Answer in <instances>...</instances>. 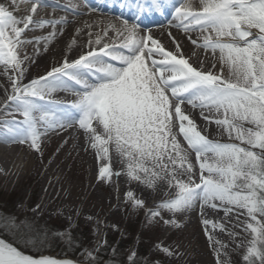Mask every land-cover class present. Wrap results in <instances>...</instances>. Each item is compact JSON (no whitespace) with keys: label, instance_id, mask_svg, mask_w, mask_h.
<instances>
[{"label":"snow or ice","instance_id":"snow-or-ice-1","mask_svg":"<svg viewBox=\"0 0 264 264\" xmlns=\"http://www.w3.org/2000/svg\"><path fill=\"white\" fill-rule=\"evenodd\" d=\"M85 3L89 10H98L88 0ZM49 6L74 12L67 5L44 0L0 4V65L10 73L11 83L7 101L23 117L20 122H9L16 126L8 129L10 135H0V140L30 141V147L39 152L41 135L78 128L99 162V180H108L110 174L124 175L129 182L153 191L158 182L174 190L169 199L147 210L150 222L179 227L180 221L174 217L199 206L216 264H228L221 259V249L227 245L208 232L210 224L226 231L224 225L203 217L209 209L223 211L226 217L235 214L234 227L245 234V243L237 245L244 249V264H264V0H199L197 7L191 0H136L138 13L131 24L122 18L119 27L108 25L123 37L119 46L105 43L72 61L65 57L46 75L24 83L23 64L32 62L27 53L21 55L23 46L32 42L25 39L26 34L45 26L55 30L58 23L68 22L36 19L40 9ZM166 9L184 33H201L202 43L200 37L187 38L193 45L211 50L218 70L216 63L204 70L202 61L200 67H194L178 43L175 52L168 51L150 32L139 33L143 13L166 16ZM18 11L24 14L18 17ZM55 35V31L50 33V37ZM100 43L98 34L95 44ZM57 91L76 97L72 110L50 99ZM185 105L200 109L201 116L214 122L219 135H226L228 141L202 134L186 114ZM205 111L210 115L204 116ZM113 147L122 164L120 172L111 168ZM125 196L135 207L145 206L134 191ZM4 231L29 242L39 239L30 231L24 233L11 217H0V232ZM158 247L173 255L169 248ZM87 258L90 264L97 259L92 253ZM136 258L132 251L128 264H136ZM0 264L73 262L33 256L0 236Z\"/></svg>","mask_w":264,"mask_h":264},{"label":"rangeland","instance_id":"rangeland-1","mask_svg":"<svg viewBox=\"0 0 264 264\" xmlns=\"http://www.w3.org/2000/svg\"><path fill=\"white\" fill-rule=\"evenodd\" d=\"M71 133L74 132L71 130ZM210 135L212 140L228 141V137L220 136L219 131ZM39 143L41 146L39 152L33 150L30 144L27 148L34 176H27L18 182L9 179L0 180V217L14 218L24 233L40 230L39 225H45L50 230L47 232L50 235L55 233L58 239L49 238L44 234L43 240L48 244L46 247L56 250L46 251L40 255L73 256L70 253L62 255L61 252L80 247L78 238L75 241L73 237V233L77 231L78 237L86 242L85 249L77 258L89 264L87 253H92L96 260H99V254H103L104 246L116 234L118 237L124 236L126 243L129 244L127 259L132 244L135 242L133 251L137 252L138 244L141 242L142 250L146 253L145 259L150 264H216L214 247L209 244L200 214H178L179 227L150 222L151 218L146 212L157 204L145 203L144 207L137 208L132 201L126 200L125 193L118 189L117 183L115 187L110 178L99 180L98 172L84 164L81 153L76 152L80 150L83 153L82 146H76V142L69 144L65 138L49 139L48 133L40 137ZM48 166L50 173L47 174L45 181L52 184L49 191L56 194L54 200L46 207L39 208L37 206L43 202L45 194L50 192L37 186L39 183L40 186L42 185L41 179L35 185L38 180L35 171L40 169L43 172ZM58 192H62L61 199L57 196ZM64 202L79 205V209H65ZM203 218L223 224L226 229L221 231L219 228L213 229L211 224L208 226V232L227 245L226 248L221 249V259L228 264H244L242 260L244 249L238 248L237 245L245 243V234L239 227H234L235 214L226 217L222 211L209 216L204 213ZM229 233H237V235L233 236ZM0 236L22 250L28 244L34 246L38 243L29 242L8 231L0 232ZM161 245L169 248L173 255L168 256L161 251L158 247ZM215 247L218 248L219 245Z\"/></svg>","mask_w":264,"mask_h":264},{"label":"bare ground","instance_id":"bare-ground-1","mask_svg":"<svg viewBox=\"0 0 264 264\" xmlns=\"http://www.w3.org/2000/svg\"><path fill=\"white\" fill-rule=\"evenodd\" d=\"M47 4L57 3L60 5H67L73 11H63L59 8H53L51 6L41 8L39 15L36 19L42 20H67V23L57 24L55 30L51 27L45 26L43 28H35L26 34L25 39L32 41L23 46L21 55L27 53L32 58V62H24L25 74L24 83L29 80L38 78L46 75V73L53 67L59 66L63 62L65 57L72 61L79 57L83 52L91 50L95 47L97 50L102 47L105 43L110 46H119L123 40L122 36H118L116 32L108 28L109 24H115L117 27L120 26L122 18L128 19L131 24L134 17L138 13V9L134 7L136 0H88V3L95 6L98 10L91 11L86 6L85 0H44ZM194 7L199 5V0H191ZM0 4L8 6L9 0H0ZM25 5H21L23 9ZM166 16H161L157 12V16L154 19L147 18L145 15L148 14L146 11L141 15V27L139 33L144 35L149 33L152 37L161 43V45L168 51H176L177 43L180 46V50L185 58L189 60V63L194 67H200L201 61L203 62L204 70H209L213 63L217 64L219 69V63L215 56H213L211 50H205L196 45H193L187 38L190 35L193 39L200 37V43H202V36L199 31L186 34L181 28L175 26V20H172L171 10L166 9ZM74 13H81L80 15ZM18 17L23 15V11L15 13ZM149 19V20H145ZM169 20L172 21L171 25ZM91 26V27H89ZM108 28V34L104 35V29ZM55 31L56 35L50 37V33ZM101 37V43L95 44L97 35ZM91 40L92 43L89 41ZM218 55V53H217ZM107 59V58H106ZM215 71V70H214ZM10 73H6L4 66L0 65V135H10L8 129L15 128V123H9L11 121L20 122L23 117L18 113L13 112L11 102L7 101V95L11 92V83L9 80ZM73 83V82H69ZM79 87V86H77ZM51 100L56 101L58 104L68 107L70 110L71 103L76 97L66 91H57L52 94ZM186 114L194 120L198 129L202 131L211 139V133L218 132L217 125L212 122L206 121L200 114V109H191L190 106H182ZM74 111V110H73ZM210 115L207 111L204 112V116ZM206 129V131H205ZM71 130L74 133H71ZM49 139L60 140L65 138L69 144L76 142V146H82L84 152L76 150L77 153H81V160L84 164L89 165L93 171L98 172L99 162L97 161L94 150H92L87 144L85 137L81 130L78 128L69 127L63 131L50 130L47 132ZM46 133V134H47ZM45 135V134H44ZM44 135H41L44 136ZM213 137V136H212ZM30 141L20 144L18 142L6 143L0 140V180H10L12 182H18L24 178L34 176L33 166L30 163L27 155V148ZM187 147L186 143L184 145ZM87 149V150H86ZM110 155L112 156L111 168L113 172H120L122 164L120 163V157L115 153L114 147L110 148ZM194 159V153L192 154ZM50 173V167L48 166L45 171L37 169L35 171V177L38 180L35 185L38 184L40 179L42 185L39 188L42 190L49 189L52 186L51 183L45 181L47 174ZM110 179L113 181L114 186L116 183L118 189L123 190L126 194L127 191L132 190L135 192L136 197L145 201L146 204L153 205L159 204L162 201L169 199L174 190H169L165 182H158L156 190L153 191L146 188L144 185L138 184L137 182H129L124 175H112ZM56 192H50L45 194V199L39 205V208H44L46 205L54 200ZM58 198H62V192L57 193ZM106 202V201H105ZM65 209L75 210L79 209V205L63 203ZM221 211L209 209L205 212L206 215H215ZM223 212V211H222ZM194 214H200L199 206L191 212ZM224 213V212H223ZM225 215V214H224ZM175 219V217H174ZM177 219V217H176ZM135 247V242L130 248V253ZM51 257H55L52 255ZM71 259V258H69ZM68 259V260H69ZM70 261V260H69ZM77 262L73 261V264Z\"/></svg>","mask_w":264,"mask_h":264},{"label":"trees","instance_id":"trees-1","mask_svg":"<svg viewBox=\"0 0 264 264\" xmlns=\"http://www.w3.org/2000/svg\"><path fill=\"white\" fill-rule=\"evenodd\" d=\"M39 227H40V230H36L35 232H32L39 238L38 241L34 240V242H38L36 243L37 245L32 246L28 244V246L23 247V250L28 253L34 254V255L42 254L46 251L56 250L50 247H46L48 246V244L46 243V240H43V239H45L44 234L52 239H58V237L55 236V233L53 235H50L49 233H47V232H50V230L45 225H39ZM78 236L79 235L77 231H75L73 233V237H75L74 238L75 241H76V238H78L79 240L78 244H80L79 245L80 247H76L75 250L61 252L62 255L70 253L73 256H78L82 254V251L85 249L84 247H85L86 242L83 239H80V237ZM127 241L130 243L128 239ZM87 242H89V240H87ZM40 243L41 244L43 243V244L40 245ZM128 246L129 244L126 243L125 237L124 236L118 237V235L116 234L113 238H111L108 241L107 245L104 246L103 248L104 252L103 254L102 253L99 254L100 258L99 260L95 261V264H102L103 261H105L104 264H128V259L126 257ZM136 253H137L136 264H150V262L146 261L145 259L146 253L144 250H142L141 242H139L138 244V249Z\"/></svg>","mask_w":264,"mask_h":264},{"label":"water","instance_id":"water-1","mask_svg":"<svg viewBox=\"0 0 264 264\" xmlns=\"http://www.w3.org/2000/svg\"><path fill=\"white\" fill-rule=\"evenodd\" d=\"M38 257V256H37ZM56 259H58V260H62V258H56ZM74 260H76V259H74ZM79 264H85L84 262H79Z\"/></svg>","mask_w":264,"mask_h":264}]
</instances>
